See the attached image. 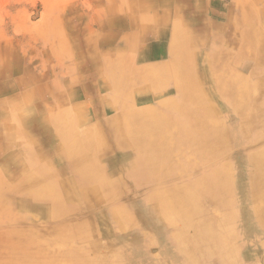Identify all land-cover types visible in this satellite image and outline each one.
<instances>
[{
    "label": "rangeland",
    "instance_id": "1",
    "mask_svg": "<svg viewBox=\"0 0 264 264\" xmlns=\"http://www.w3.org/2000/svg\"><path fill=\"white\" fill-rule=\"evenodd\" d=\"M181 1L180 19L160 26L170 32L167 38L154 37L151 32L145 34L141 26L135 25L141 33L133 39V29H130L133 24L128 19L138 15L136 9L143 6L145 0H0V180L4 182L0 198L8 202L14 195L13 189L36 172L40 177L38 194L43 199L51 196L56 200L53 219L46 218L41 210L32 212L17 206L11 209L13 218L28 216V220L7 222L0 217V264H21L22 259L20 262L10 255V246L18 245V242L25 244V250L31 256L39 257L41 263L188 264L190 253L200 264H207L202 256L213 243L207 230H204L205 237L199 239L198 230L190 228L186 232L188 242L181 241L177 218L162 211L165 206L163 190L176 189L185 179H199L211 170L207 164L186 175L181 172L177 134L180 123L174 122L169 129L168 142L172 151L167 163L162 161L157 165L161 176L157 179L135 178L131 163L134 155L123 158V152L111 149V132L121 134L126 141L133 140V123L129 122L132 118L128 116L133 111L148 112L153 121L157 120V125H162L163 120H159L168 116L177 119L179 113L166 101L180 100L175 92L176 86L180 85L187 86L196 97L203 94V99L215 104L220 118L229 128L231 149L211 166L235 162L233 165L239 181H243L244 190L241 191L237 184L233 209L238 213V220L234 222L220 211L213 216L225 219L231 227H238L241 264H264V230L257 224L250 197L248 155L254 151H249L240 141L239 117L229 114L224 101L212 95L213 85L217 84L214 78L224 71L221 65L235 77L224 73L222 76H228L235 84L239 82L238 75L253 74L256 84L250 80L241 82L238 88L252 95L261 94L264 58L243 54V36L251 27L264 33V0ZM112 5H115L114 9ZM183 6L193 7L188 16ZM203 6L205 18L225 25L229 22L222 14L231 12L232 19L237 21L232 27L228 24L232 33L226 37L224 29L218 39L208 35L198 37L196 33L187 57H182V51L171 55L168 48L174 26L180 24L189 31L187 24ZM225 38L230 42L237 39L236 44L228 48ZM144 46L149 48V54L141 59L139 51ZM108 59L121 63L115 81L107 75ZM166 63H173V68H167ZM181 67L187 69L179 73ZM191 74L197 79L196 94L195 85L189 81ZM116 82L117 87H121L118 91L125 93V111L113 108L117 107L114 106L116 98L124 99L115 91ZM137 88L148 90L151 100L138 101ZM254 108L258 111L257 106ZM61 119L66 121L62 133L56 128L46 129L52 121ZM73 119L76 140L78 144L83 141L89 152L86 157L77 153V157L81 159V166L83 157L85 166L87 162L93 166L91 180H83L80 174L85 176L86 173L68 159L65 134L68 135ZM253 142L252 146L250 142L246 143L250 149L264 145V139ZM113 171L118 174L112 176ZM155 171L152 169L156 177ZM94 188L98 192L91 195ZM177 196L176 193L169 196L176 208ZM199 217L208 218L205 212ZM195 219L198 221L199 218ZM34 231L40 233L38 244L31 246L23 242V237L36 234ZM225 235L230 237L229 230ZM4 242L9 245L5 247ZM209 262L221 264L217 257Z\"/></svg>",
    "mask_w": 264,
    "mask_h": 264
},
{
    "label": "bare ground",
    "instance_id": "2",
    "mask_svg": "<svg viewBox=\"0 0 264 264\" xmlns=\"http://www.w3.org/2000/svg\"><path fill=\"white\" fill-rule=\"evenodd\" d=\"M181 2V0H145L143 6L136 9L138 15H133V17L128 20H130V23L133 25L141 26L142 31H144L145 34L151 32L154 37H161V39L167 38V35H170V32L166 28L165 30L160 28V26L162 25V23L168 25L174 20L176 21L180 19L179 10L181 9V7L179 3ZM114 6L115 5H112L113 9L115 8ZM190 8L193 7L191 6L184 8L183 6L185 12H188L187 16L189 14ZM241 8L242 10H245V7ZM213 11L216 10L213 9ZM185 12L182 11L183 16H185ZM230 13L231 12H229V14H222V12H219V14H222L225 19H228V24L232 27L233 25L237 24V21H234L232 19ZM196 17H198V19H196ZM246 18L247 17H245V19ZM203 20H205L206 22L203 23ZM190 21L191 23L187 24L190 33L186 28L183 27V25L177 24L174 26V30H172L171 34L172 38L170 37L169 39L168 48V50L171 52V55L173 53L178 54L180 51H182V57H187L189 55L188 49L190 48L191 39L195 38L196 33L198 37L208 35L209 37L215 39H218L220 33H224V29H226V37H228L230 33H232L230 29H228V24L225 25L216 23L212 18H205L204 6L201 8V10H199V13H197L194 18L190 19ZM238 23L241 24V21L239 20ZM236 34H238V32ZM243 39V54H252L254 55V58H264V33H261V30H257V28L251 27L247 31H245V36H243ZM236 41L237 39L232 40L231 42L226 39L228 48H232L236 44ZM147 48L146 46H144L142 49H140L139 53L141 59L146 58L147 54H149L147 52ZM160 48H165V46L160 45ZM109 60L110 59L107 60V65L109 64L107 68V75L108 78L111 77L115 81L118 79L117 74L119 73L121 63H118L116 61L110 62ZM172 64L166 63L165 66H167V68H171L172 66H174ZM222 66L223 65H221V70H223L224 68V71L214 78L217 84L213 85L212 95H214V98H218L220 101H224L223 105L226 106L224 108L227 109L229 114L232 113L234 117H239V119L241 120L238 128V134L241 138L240 141L242 144L245 143L246 148L249 149V151H254L250 152V154L248 155L249 164L251 166L250 197L254 205L253 210L257 224H259L264 230V145L258 149H250V147L246 144L250 142V145L252 146L254 140L257 141L260 139H264V82L260 84V86L263 88L261 90V94H249V92L240 90L238 86L241 82H250V80H253L254 84H256L254 78L252 77L253 74L246 77L243 74L238 75L236 79L239 82L235 84L232 83L228 76H222V73L229 74V76L233 75L227 67ZM180 69L181 71L179 73L182 72V69H184L185 71L187 68L181 67ZM166 75L168 76L167 78L170 79V75ZM189 81L190 83H193L195 85L196 94V77L191 74L189 77ZM176 87L178 90H175V92L179 95L180 100L177 102H174V100L171 101L172 99L167 100L166 104H171V109H174L179 113V117L177 119L168 116V118L159 120H163L162 125H157V123H155L157 122V120L153 121V119L148 115V112L146 114V111L144 112L143 110L142 112H144V114L141 111H133V113L131 112L130 115H128L132 118L129 122L133 123V127L131 126V128H133V132L135 133L133 140L130 139V141H126L121 134L118 135L115 134V132H111V149L116 152H123V158H133L134 155L135 158L131 163L133 165L135 178L145 177L148 179H157L161 177L159 175L160 173H158L157 171V165L159 164V162L162 163V161H166L165 163H167V161L170 159L169 155L172 151V147L168 142V139L170 138L169 129L170 127L174 126V122L180 123V129H178L179 131L177 134L180 138V159L182 158L180 161L181 172L186 175L190 173V171L192 172V170L196 169L197 167L202 165L206 166L207 164L210 165L211 170L203 173V175L199 179H185L184 184H182L180 187H176V189L163 190L161 194L163 196V204L165 206L162 208V211L167 215L170 214L177 218L181 227V230L178 234L181 241H183V239L187 241L186 232L190 228H196V231L198 230L199 233H197V235L199 236V239L205 237L204 230H207L208 235H210V239L213 243L211 244L212 247L209 249V251H207V253L202 256L204 263L210 264L209 260H211L213 257H217L221 264H241L239 260V252L241 246L239 244L240 236L236 230L238 229V227H236L235 225L234 227H231L226 224L225 219L221 220L220 217L213 216V214H215L217 211H220L221 213L224 212V217L230 218L232 220L234 219V222L236 219L238 220V213L233 209L235 198L237 197V184L241 191L244 190L242 188L243 181H239L237 170L233 165V163L235 164V162L232 163L231 161H229L223 163L221 166L218 165L217 167L215 165L213 166L215 168L211 166L220 158L225 157L231 149L229 147V128L226 125L225 121L220 118V113L217 106L210 101H206L205 98L203 99V94H201L203 96L197 95L196 97L189 91L187 86L180 85V87ZM189 87H191V85H189ZM115 88L118 96L123 97L124 99L116 98V105L114 106L117 107L115 108L111 106V108L113 107L116 111H118L119 109H123L125 111V108L127 106V102H125L124 96L125 93H122L121 90L118 91V89H120L121 87H117V82L115 83ZM137 89H139L137 93H140V96L138 95V101L145 102L151 100V96H148L149 94H147L148 90H141L140 88ZM198 90L200 91V88ZM256 106L258 107V111L256 110L255 112L256 108L254 107ZM168 107H170V105ZM229 120L230 119H228V121ZM65 122L66 121L63 119L59 120V122L52 121L51 125L48 124L46 129L49 130L51 128H56L58 132L62 133V128ZM73 122H75L74 119L69 124L71 127L70 131H68V135L65 134L66 145H68V159L71 164L75 163L77 167H80V169H82L80 170L81 172L86 173L85 176H83L82 173L80 174L83 180H91L93 172H91V169H93V166H91V164L88 162L87 166L84 165L86 164L85 157L89 152L87 151V146H85V143L83 141L78 144L74 135L75 124H73ZM69 132L72 133V135H69ZM65 141L63 142L65 143ZM77 153H83L85 155V157H83L82 159V162L84 163L82 166L81 159L77 157ZM152 169H156V177L153 174ZM78 171L79 170H77L76 172ZM113 172L114 173H112V176H116L118 174L115 171ZM37 175L39 174H37L36 172L30 174L26 181H22L16 188H14V195H12V199H10L8 202L3 201L0 198V217L2 219L7 222H12V220L14 219L13 214L11 213V209H13V206H17L22 210L27 209L32 212L41 210L46 218H54L56 200L51 196V198L48 197L46 199H43L44 197L38 194L36 189L39 185L40 177H38ZM235 175L237 176V178H234ZM77 179L80 181L78 174ZM3 187L4 182L0 180V189ZM48 187L52 188L50 184ZM84 192L85 194H89L87 191ZM97 192V188H94V190L91 192V195L92 193L96 194ZM171 193H176L178 195V203L176 205L177 208L169 198ZM152 196L153 194L150 197ZM92 198H94V196ZM42 202H46L48 206L46 205V207H44L43 205H45L46 203L44 204ZM203 212H205L206 216L208 217L206 219L208 221V224H206V220L199 217ZM196 217L199 218L198 221L195 219ZM27 218L29 217L21 216L15 217L14 220ZM226 230H229V238L225 235ZM34 232H36V234L29 233L28 237H23V242H28V244H31V246H36L38 244V235L40 236V233L38 231ZM50 232L54 234V230H51ZM23 233L24 232H22L21 234ZM19 239L21 240L22 238ZM8 243L9 242H4L5 247L9 245ZM130 244L132 243L130 242ZM24 246L25 244H19V242L18 245H11L10 255H12L13 257H17L20 262L22 259L21 264H50L48 262H39V257L31 256L30 253L25 250ZM187 256L189 258L188 264H200V262H198V258L195 259L190 253ZM190 258H192L193 261Z\"/></svg>",
    "mask_w": 264,
    "mask_h": 264
},
{
    "label": "crops",
    "instance_id": "3",
    "mask_svg": "<svg viewBox=\"0 0 264 264\" xmlns=\"http://www.w3.org/2000/svg\"><path fill=\"white\" fill-rule=\"evenodd\" d=\"M130 29H133V39H136L137 38V36H139L140 35V30L138 29V27H136L135 25H133ZM120 30V29H119ZM124 33V32H123ZM130 36V35H129ZM125 38H128V35L127 36H125Z\"/></svg>",
    "mask_w": 264,
    "mask_h": 264
}]
</instances>
